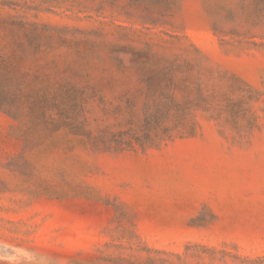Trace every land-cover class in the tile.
Here are the masks:
<instances>
[{
    "label": "rangeland",
    "instance_id": "rangeland-1",
    "mask_svg": "<svg viewBox=\"0 0 264 264\" xmlns=\"http://www.w3.org/2000/svg\"><path fill=\"white\" fill-rule=\"evenodd\" d=\"M0 264H264V0H0Z\"/></svg>",
    "mask_w": 264,
    "mask_h": 264
}]
</instances>
